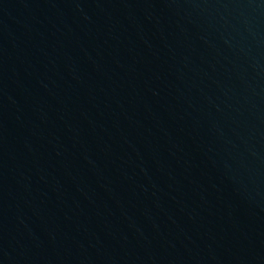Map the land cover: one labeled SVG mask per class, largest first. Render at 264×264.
<instances>
[{"label": "water", "instance_id": "obj_1", "mask_svg": "<svg viewBox=\"0 0 264 264\" xmlns=\"http://www.w3.org/2000/svg\"><path fill=\"white\" fill-rule=\"evenodd\" d=\"M0 264H264V0H0Z\"/></svg>", "mask_w": 264, "mask_h": 264}]
</instances>
